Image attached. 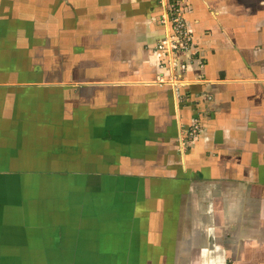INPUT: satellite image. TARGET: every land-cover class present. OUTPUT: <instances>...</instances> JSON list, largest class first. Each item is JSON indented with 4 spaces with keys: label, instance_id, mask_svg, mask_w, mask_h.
<instances>
[{
    "label": "crops",
    "instance_id": "0c3cea01",
    "mask_svg": "<svg viewBox=\"0 0 264 264\" xmlns=\"http://www.w3.org/2000/svg\"><path fill=\"white\" fill-rule=\"evenodd\" d=\"M162 4L0 0V264H264V0H177L182 99Z\"/></svg>",
    "mask_w": 264,
    "mask_h": 264
},
{
    "label": "built area",
    "instance_id": "2783aa9c",
    "mask_svg": "<svg viewBox=\"0 0 264 264\" xmlns=\"http://www.w3.org/2000/svg\"><path fill=\"white\" fill-rule=\"evenodd\" d=\"M162 5H164V10H166L161 21L169 28L170 34L164 42L158 43L157 48L160 50H169L170 67L175 73L173 77L162 79V81L168 82L174 89L176 96L181 98V88L188 83L183 72L186 70L188 60H191V56L187 54L184 60H180L176 55L180 50L189 53L193 42V35L177 5L170 3L169 0H165ZM176 70H181V73L177 74L175 72Z\"/></svg>",
    "mask_w": 264,
    "mask_h": 264
},
{
    "label": "rangeland",
    "instance_id": "374dc122",
    "mask_svg": "<svg viewBox=\"0 0 264 264\" xmlns=\"http://www.w3.org/2000/svg\"><path fill=\"white\" fill-rule=\"evenodd\" d=\"M164 1L165 0H160V3H164ZM169 2H170V0H169ZM175 2L177 3V0H175ZM172 4H174V3H172Z\"/></svg>",
    "mask_w": 264,
    "mask_h": 264
},
{
    "label": "trees",
    "instance_id": "16d2710c",
    "mask_svg": "<svg viewBox=\"0 0 264 264\" xmlns=\"http://www.w3.org/2000/svg\"><path fill=\"white\" fill-rule=\"evenodd\" d=\"M170 3H174L175 5H177V3L175 2V0H170Z\"/></svg>",
    "mask_w": 264,
    "mask_h": 264
}]
</instances>
